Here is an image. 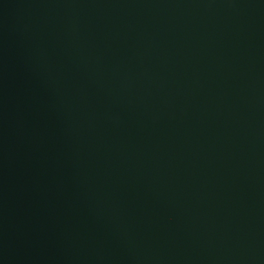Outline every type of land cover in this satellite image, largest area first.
I'll return each mask as SVG.
<instances>
[{
	"label": "water",
	"instance_id": "95a60500",
	"mask_svg": "<svg viewBox=\"0 0 264 264\" xmlns=\"http://www.w3.org/2000/svg\"><path fill=\"white\" fill-rule=\"evenodd\" d=\"M0 264H264V0H0Z\"/></svg>",
	"mask_w": 264,
	"mask_h": 264
}]
</instances>
